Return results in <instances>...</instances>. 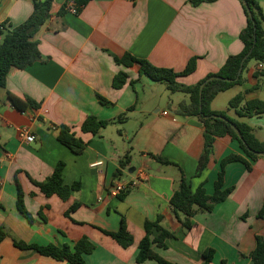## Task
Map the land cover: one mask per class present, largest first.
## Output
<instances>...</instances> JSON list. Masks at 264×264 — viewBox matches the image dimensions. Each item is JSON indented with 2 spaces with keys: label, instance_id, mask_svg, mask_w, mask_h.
<instances>
[{
  "label": "crops",
  "instance_id": "obj_1",
  "mask_svg": "<svg viewBox=\"0 0 264 264\" xmlns=\"http://www.w3.org/2000/svg\"><path fill=\"white\" fill-rule=\"evenodd\" d=\"M257 1L264 10V0ZM69 2L53 0L51 17L36 36L42 60L11 70L6 87L0 88V229L6 233L0 243V264H72L20 249L15 243L73 248L83 237L96 246L84 256L85 264H158L137 261L146 222L158 217L161 227L174 236L165 239L166 246L152 248L172 264H203L208 249L214 251L209 264H255L251 253L256 237L264 236V218H258L264 204V155L252 163L251 171L240 162L229 163L224 188L233 187V192L212 212L196 214L192 228L186 230L170 205L181 171L193 190L203 184L212 195L222 159L243 151L229 136L218 138L207 169L195 177L204 128L197 118L178 111L180 103L189 102V95L172 93L165 83L139 77L137 67L128 69L114 61L115 56L130 53L157 67L182 72L190 59L197 58L196 70L178 78L182 85H197L243 50L240 33L247 17L242 2L217 0L195 7L188 0H93L77 13L68 9L60 15ZM32 13L31 0H0V27L3 23L17 27ZM119 72L128 73L129 79L122 89H115L113 80ZM256 72H261L259 78ZM242 75L243 84L220 93L212 110L226 112L217 106L220 95H227L231 118L236 115L229 101L240 92L249 90L247 101L264 100V63L250 62ZM8 93L31 98L38 106L21 112ZM99 95L109 104H102ZM89 115L126 119L92 135L81 130ZM245 121L264 141V116ZM60 125L70 127L87 143L81 155L58 141ZM22 128L36 141L22 140ZM128 151L131 160L122 169L120 161ZM151 155L176 165L162 164ZM60 161L66 164L64 184H81L67 201L57 195L47 197L30 180H46ZM120 184L127 185L123 199L119 198L123 192L112 193ZM19 186L32 222L18 209ZM75 203L81 206L67 217ZM123 220L134 238L128 248L94 227L116 232ZM158 235L154 231L152 238Z\"/></svg>",
  "mask_w": 264,
  "mask_h": 264
},
{
  "label": "trees",
  "instance_id": "obj_2",
  "mask_svg": "<svg viewBox=\"0 0 264 264\" xmlns=\"http://www.w3.org/2000/svg\"><path fill=\"white\" fill-rule=\"evenodd\" d=\"M93 0H71L64 5L59 14H63L65 10L73 3L78 9L84 7ZM217 0H188L192 6H199L202 3H212ZM244 7L247 17V25L240 33V39L243 43V50L237 54L230 56L225 64L218 72L209 74L204 80L194 86H185L178 82V78L192 74L197 67V58H192L188 62L186 68L182 72H176L172 69L161 68L153 65L148 60L137 58L130 53H124L122 56H115L114 61L118 65L125 68H138L139 77L146 76L155 82L165 83L168 90L172 93H184L189 95V102H182L178 106V111L182 115L197 118L204 128V149L199 158L195 177H200L207 169L211 155L214 153V144L218 138L229 136L232 140L239 143L243 153L229 154L222 159L220 163V171L215 182L214 193L208 195L203 184L196 189H192L191 183L186 175L181 171V180L178 189L170 198V205L173 207L177 218L181 221L186 230H190L193 226L192 218L200 212H212L215 207L224 202L234 188H224L225 168L229 163L240 162L251 171L252 163L257 161L264 155V141L260 140L254 128L245 120L253 117L264 116V100L254 99L247 101L245 94L249 90L240 92L229 101V109L235 112L236 118L229 117L225 112L214 111L211 108L213 100L223 92H226L236 86L243 84V75L241 74L236 81L226 82L221 80H212L207 83L200 94V86L210 77H221L224 79L235 80L244 57L249 53L251 48L254 49L251 55L244 63L243 71L252 61L256 63H264V10L257 0H240ZM33 5V13L29 19L23 24L8 28L5 23L0 27V88L6 87L7 77L13 69H25L34 63L41 61L42 56L39 50V42L36 39L37 34L51 17V8L53 0H31ZM245 3L251 11L248 13ZM254 40L256 44L254 45ZM243 73V72H242ZM261 72H256L254 76L259 78ZM129 75L126 72H119L113 80L115 89H122L128 82ZM135 81H131L134 85ZM257 87L252 90H256ZM102 104H109V101L102 96H98ZM8 99L11 104L19 111L23 112L28 107L37 108V104L31 99L21 98L8 93ZM224 117L223 120L219 117ZM126 119L124 115L115 121L100 120L93 115H89L82 124L83 133L98 135L102 130L114 123H121ZM235 125L241 132L240 138L233 126ZM58 130V141L74 154L81 155L87 148V143L76 136L70 127L60 125L56 127ZM155 160L165 165H176L167 158L161 156H153ZM131 157L128 151L124 158L120 161V168L124 169L130 163ZM66 164L60 161L53 174L46 180L38 182L30 177L31 182L37 186L41 192L50 197L57 195L63 201H67L73 192L79 191L80 182L74 183L72 186L64 184L63 174ZM179 167V166H178ZM121 174V170L118 171ZM123 192L119 198L123 199ZM19 211L30 221H33L32 215L27 211L24 204V195L19 186L17 199ZM81 206L80 203L73 204L66 212V216L70 217L71 213ZM181 215L183 219H181ZM40 216L45 220L43 214ZM258 218H264V204L258 213ZM162 217H158L154 222L147 221L145 225L146 235L139 244V254L137 261L143 263L147 260H154L158 264H172L161 256H159L152 248L153 244L161 247L165 245V239L173 237V233L163 229L160 225ZM105 235L114 239L123 248L130 247L134 238L128 231L125 221H122L121 227L116 232L107 231L94 226ZM154 231L159 232L158 236L152 238ZM6 238V233L0 229V243ZM17 247L25 250H35L39 254L52 257L59 261H68L72 264H85L84 256L91 254L96 246L87 238L80 239L73 248L65 246H56L55 244L37 245L26 243H15ZM214 251L208 249L203 253L204 263L209 264L213 258ZM251 258L255 264H264V236L256 237V247L251 253ZM225 264V263H223Z\"/></svg>",
  "mask_w": 264,
  "mask_h": 264
},
{
  "label": "built area",
  "instance_id": "obj_3",
  "mask_svg": "<svg viewBox=\"0 0 264 264\" xmlns=\"http://www.w3.org/2000/svg\"><path fill=\"white\" fill-rule=\"evenodd\" d=\"M134 1V0H129ZM68 9H70L73 13H77V7L74 4H70ZM164 115H168V112H163ZM19 136L22 140H24L26 143H33L36 141V136L31 134L26 128H22L19 131ZM10 156H8L9 158ZM102 163H96L94 166L101 165ZM127 189V185L120 184L113 188L112 193L113 194H120L121 192H124Z\"/></svg>",
  "mask_w": 264,
  "mask_h": 264
},
{
  "label": "water",
  "instance_id": "obj_4",
  "mask_svg": "<svg viewBox=\"0 0 264 264\" xmlns=\"http://www.w3.org/2000/svg\"><path fill=\"white\" fill-rule=\"evenodd\" d=\"M245 5H246V8H247L248 13L251 15L250 8L248 7V5H247L246 3H245ZM255 44H256V40H254V45H255ZM253 49H254V46L251 48V50L249 51V53H248V54L244 57V59L242 60L241 65H240V68H239V71H238V76H237V78H236L235 80L224 79V78H221V77H210L209 79H207V80H206V81L200 86V94H202L205 85H206L207 83H209L210 81H212V80H221V81H226V82H231V81H236V80H238L239 77H240V75H241L242 72H243L244 63H245V61L248 59V57L251 55ZM212 117H215V118H216V117H219V118H221V119H223V120H226L224 117H220V116H212ZM232 126H233L234 130L236 131V133L238 134V136L241 138L242 135H241L240 130H239L235 125H232ZM133 171H134V170H132L131 172H133Z\"/></svg>",
  "mask_w": 264,
  "mask_h": 264
},
{
  "label": "rangeland",
  "instance_id": "obj_5",
  "mask_svg": "<svg viewBox=\"0 0 264 264\" xmlns=\"http://www.w3.org/2000/svg\"><path fill=\"white\" fill-rule=\"evenodd\" d=\"M217 106L220 109H223L224 111H226L225 113L228 114V99H227V95H220L217 99ZM230 117V116H229Z\"/></svg>",
  "mask_w": 264,
  "mask_h": 264
}]
</instances>
